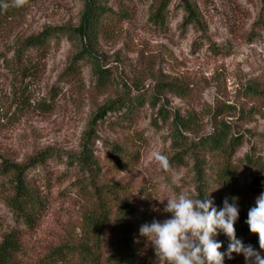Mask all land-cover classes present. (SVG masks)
I'll return each mask as SVG.
<instances>
[{"label":"rangeland","instance_id":"obj_1","mask_svg":"<svg viewBox=\"0 0 264 264\" xmlns=\"http://www.w3.org/2000/svg\"><path fill=\"white\" fill-rule=\"evenodd\" d=\"M189 2L199 13L197 27L184 24L182 0H27L20 8H0V52L11 50L18 36L47 27L75 30L88 5L101 14L91 33L51 40L37 78L11 73L0 62V161L53 154L28 172L45 207L35 230L23 233L20 261L87 264L91 246L103 262L126 218L135 264H155L139 229L170 218L166 200H158L193 197L197 154L184 149L221 122L243 136L233 162L240 200L255 206L264 192V0ZM161 5L158 26L150 16ZM95 68L104 71L105 86L97 85ZM116 146L126 155L113 164ZM153 151L169 160L181 153L182 164L171 162L163 171ZM1 181L0 240L3 232L23 228L7 205L11 184Z\"/></svg>","mask_w":264,"mask_h":264},{"label":"trees","instance_id":"obj_2","mask_svg":"<svg viewBox=\"0 0 264 264\" xmlns=\"http://www.w3.org/2000/svg\"><path fill=\"white\" fill-rule=\"evenodd\" d=\"M182 3L186 14L184 24L190 23L194 27L199 26L201 21L195 6L189 2V0H182ZM96 10L97 9H94L93 6L88 5L83 15L82 23L75 30H70L65 27H47L36 34L24 37L18 36L11 50L0 52V62H2L4 67L11 73L26 78H37V76L41 74L40 63H42L49 52L50 41H58L59 38L71 36L73 33L78 36L91 33L92 26L97 23L95 19H99L101 15L97 13ZM164 11L165 5H161L152 12L150 18L155 25L162 26L165 17ZM88 55L91 56L90 53H88ZM80 56L81 54L74 56L72 64L76 63ZM37 59L39 62L36 61ZM95 70L97 85L105 86L106 79L104 71L100 68H95ZM174 140H177V138ZM243 141L242 135H234L230 127L221 122L219 126H216L209 134L200 137L194 142H190L184 151H188V149L191 148L193 149L191 150V154H197L193 165L196 193L192 198L205 199L209 195V198L213 200V205L219 210L222 207V202L225 197L229 198V203L233 202L232 197H237L238 199L235 202L239 208V218L234 225L236 238L242 240L245 245H252L255 249L259 246L258 236L251 234L245 223L247 212L251 207H246L240 200L241 195L237 183L239 168L236 163L233 162L236 150L243 144ZM110 150L111 155L115 158L112 161L113 164L121 162L118 157L120 158L126 155L119 146L113 147ZM191 154L190 156H192ZM52 155V152L49 150H44L31 155L24 163H14L5 157L0 161L1 183L9 182L11 184L7 205L14 210L16 218L19 219L23 227L22 229L12 228L2 233L0 240V264H30L20 261L18 257L22 252L23 233L26 230H35L39 214L45 206L39 190L30 183L28 172L38 164L52 159ZM177 156L179 159H176ZM183 157V154L177 153L176 156L169 161L170 163L172 162L176 165H180L182 164ZM88 159L89 156H85L84 163ZM246 161L248 164L252 163L251 158H247ZM71 166L72 161L70 163V167ZM257 180L258 183L261 181L260 178ZM252 189H254V187H252ZM129 210H131L130 207ZM85 220L86 224H84V230L89 233L91 220L90 218H85ZM125 221L126 218L122 221L124 224V233L116 234L111 245L108 246V259L102 262L97 258L98 255H95L93 250H90L93 247L90 246V248H88L86 246L87 252L90 255V261H88L87 264L136 263L137 253L134 237H132L131 232H129L132 228ZM96 224L94 220V225ZM214 239L222 243L220 251L227 253L229 245L228 238L220 232ZM223 264H245V259L243 255L232 253L231 259L225 255Z\"/></svg>","mask_w":264,"mask_h":264},{"label":"clouds","instance_id":"obj_3","mask_svg":"<svg viewBox=\"0 0 264 264\" xmlns=\"http://www.w3.org/2000/svg\"><path fill=\"white\" fill-rule=\"evenodd\" d=\"M27 0H7L0 8H20ZM161 170L169 171V158L159 151L151 153ZM177 178H173V183ZM237 197L232 203L225 197L222 207L217 210L209 195L205 199L192 198L187 193L177 194L158 200L164 205L163 212L170 218L162 221L153 219L142 225L140 235L152 247L155 264H223L225 255H243L245 264H264V192L255 199V206L247 212L245 223L249 232L258 236L259 251L252 245H245L235 235V222L239 218ZM222 232L229 240L227 253L221 252L222 243L214 239Z\"/></svg>","mask_w":264,"mask_h":264}]
</instances>
